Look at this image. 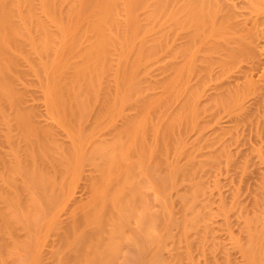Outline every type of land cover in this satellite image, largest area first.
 <instances>
[{"label":"rangeland","instance_id":"1","mask_svg":"<svg viewBox=\"0 0 264 264\" xmlns=\"http://www.w3.org/2000/svg\"><path fill=\"white\" fill-rule=\"evenodd\" d=\"M33 2L37 7V15L54 34L56 33V39L48 56L34 57L40 64L35 68L34 75L31 74L30 65L23 57L21 58V69L29 71L30 74L25 76L26 78L24 77L18 86L24 90V105L32 110L34 122L38 123L37 126L51 128L50 130L54 131L55 139L63 146V150L70 151L71 164L69 163L61 173L52 175L51 180L54 185L53 191L50 190L52 194L48 189L42 193L40 190L32 192L33 189L30 188L29 193L32 192L31 197H34L37 216L31 221L33 223L26 224L27 211L22 208L18 210L17 215L22 221V230L19 229L13 238V242L25 243V248L18 249L19 252L16 250L18 253L8 254L7 257L0 253V262L51 264L53 255L56 254L54 252L62 253L59 247V234L65 227L80 219L83 207L87 203L92 205L94 201L95 195H90L91 190L88 187V183L96 174L95 161L93 162L91 156L92 148L95 145L109 143L114 132L123 125V120L134 114L135 104H139L144 98L154 97V121L160 115L159 101L162 103L170 99L167 114L174 113L186 94L176 95L178 85L171 87L169 91L163 89V85L168 82L171 86L175 83L176 74L172 73V69L175 70L185 62L186 67L191 62L198 69L204 62L203 58L210 55L211 65L208 66L207 74L188 75V86L192 89L199 88L201 91L197 100L199 106H205L215 97L220 87L237 94L238 103L230 110L216 107L200 114V122L206 124L201 129V133L192 130L181 136L179 140L182 139V145L178 143V151L179 148L182 149L175 155L172 153L174 156L168 154L167 160L165 159L166 165L154 168L155 175L148 166L147 172L145 170L138 177L142 185L141 201L139 199V203H136L138 205L134 213H130L132 216L129 214L128 218H125L126 227L122 226L123 229L125 227L124 234L121 232L122 228L120 231L122 241H119L117 254L114 259L112 257L110 264H149L155 255L162 259L163 262L161 261L160 264H172L173 251L186 250L185 243L178 241L180 234L178 223L184 197L196 179L182 176L180 171L189 167V162L186 166V154L192 151L194 144L200 142L197 140L201 138L205 142H211L212 139L215 141H212L215 145L211 150L220 148L221 144L227 147L228 150L226 151L225 148L224 152H228L225 154L229 156V160L223 161L222 158L220 167L202 174V177L197 176L205 184V199L208 200L209 205L206 211L210 212L211 220L209 214L205 213L210 220L209 223L207 222L210 232L208 236L206 235V247L203 248V252L190 250L192 258L190 257L189 262L187 260L188 263L184 261L183 264H249L248 255L242 247L246 242V234L242 232L241 227L246 210H250L249 205L254 196L261 201L264 200V188L261 182L264 179V0H112L117 4L109 15V21L116 26V32L113 34L115 43L108 49L107 63L109 61L111 67H108L111 71L107 69L104 73L101 89L103 92L104 89H110V92L105 90L104 95L100 90V93L104 97L110 96L111 100L106 99L111 101L110 104L113 106L109 108L108 115L105 109L103 110L105 113L102 112L103 107L99 109L100 106H97L104 98L100 99V95V103H96L94 108L85 112L82 122L72 121L69 115L62 111L56 100V91L58 82L62 77L65 79L71 74L70 66L81 62L82 51L87 50L92 42L91 22L97 12L99 1L55 0V18L46 12V9L48 11L46 6H44L45 12L44 9H40L39 0ZM109 24L108 22V28ZM32 33L33 30L30 31L29 36ZM245 42L251 44L250 48V44H246L251 51L237 61L230 62L226 56L227 50L236 49L238 44L242 45ZM151 47H154L155 53L152 57L150 55L148 61L146 60L147 63H143L147 67L143 69L139 65L137 76L132 77L139 86L141 79V89L143 85H145L143 90L147 89V92L143 91L145 94L136 95L140 97L138 100L132 89L130 91L133 87L129 84L130 74L133 73L132 70H134L133 74L137 73L136 68L130 66L136 63L141 49ZM207 50L211 52L207 54ZM128 77H130L129 81H127ZM199 78L203 81L201 84ZM126 90L134 97L132 98ZM130 96L133 103L127 100ZM126 103L130 104L132 112L129 111V105ZM156 103L158 106H155ZM3 112L8 114L6 104ZM231 128H234L237 136L234 131L228 134ZM14 132L12 126L8 128L4 125L0 126V155L12 162L22 160L23 147L16 137L4 139L6 133ZM221 133L224 134L220 135ZM200 134H202L201 138L198 136ZM232 134L236 136L235 139ZM223 135H225L224 139L221 140ZM227 135L229 138L231 135L233 140ZM218 136L221 137L218 138L220 142L214 138ZM199 149L200 152L196 150L198 155L207 151L204 146ZM160 160L162 159L159 156L155 157L154 163ZM172 168H175V172H179L173 175L174 179L172 177L170 182L169 169ZM19 170L23 174L15 176L18 185L29 180L24 172L25 167ZM1 175H4V169L0 165ZM0 183L2 189L11 191L6 183ZM235 199L242 205V215L238 210L231 208ZM132 207L131 209H134ZM261 215L262 222L258 225H261L258 230L264 229V207ZM139 220L144 223H138ZM149 221L153 224H151L153 229L150 226L149 232L146 233L147 230L144 232V229L150 225ZM190 237L193 238V235ZM257 241L259 246H262L260 249L264 250V234ZM64 254L62 253V256ZM225 256L228 260L227 258L225 260Z\"/></svg>","mask_w":264,"mask_h":264},{"label":"bare ground","instance_id":"2","mask_svg":"<svg viewBox=\"0 0 264 264\" xmlns=\"http://www.w3.org/2000/svg\"><path fill=\"white\" fill-rule=\"evenodd\" d=\"M98 1V3L96 2L98 6L96 9L97 12L91 22L92 42L87 50L84 49L82 51L81 62L70 66L72 70V72H70L71 74L65 79L62 77L61 81L58 82L56 91L58 106L63 112L69 115L72 121L76 122H82L85 118V112L87 113V110L90 111V108H94L96 103H100V99L105 95L104 92L108 90L104 89V92L101 90L102 77L104 73L107 72V69H109L108 66H110L108 64L109 61L107 63L108 49L115 43V38H113L115 36L113 34L116 32V26L109 21V15L114 7L116 8L117 4H115L116 2L113 3L112 0ZM39 2H41L40 4L42 5V7L41 5L39 6L40 9H44L43 12H45L44 6H46L48 8L46 12L52 14L53 18L56 17L54 7L55 0H44L43 2L39 0ZM36 10L37 7L33 0H0V126L4 125L7 128L12 126L15 130L14 133H6L4 137L5 140L16 137L23 144L22 160L12 162L0 155V165L4 169V175L0 176V182L6 183L8 189L10 187L11 190L8 192V190L2 189V183H0V253L4 254L3 256L6 257L8 254H14L17 251L19 252L20 249L25 248V243L13 242L15 234L22 228V221L17 215L18 210L25 209V211H27V213H25L26 224L33 223L31 221H34L37 216V207L35 208L34 197H31L32 192L40 190L44 193L43 191H47L48 189L51 193L54 189V187L52 188V186H54L52 185L53 180H51L52 175L61 173L66 166H69V163L71 164L70 151L66 148H64L66 149L65 151L63 150V146L55 139V134H53L54 131L50 130L51 128L47 129L37 126L38 123L34 122L32 110L28 107L26 108L24 105V90L19 87V82L30 74L29 71L21 69V58L23 57L30 65L31 74L34 75L36 73L35 68L40 66L34 57L42 55L48 56L52 47H54L53 45L56 39V33L54 34L52 30H50L48 25L37 15ZM204 11L205 9L203 12ZM107 21L110 23L109 28L107 27ZM31 30H33V33L29 36ZM247 43L248 42H245L242 45L236 43V45L238 44L235 47L236 49L229 48L226 55L227 59L230 62H235L244 54L249 53L251 50L248 49L247 45L250 43ZM250 47L251 44L249 48ZM209 52L211 51H206L207 54ZM139 53L138 57L136 56L138 59L135 58L137 60H134L136 63L130 66L131 68H136L135 70L137 73L135 72V74H133L134 70L131 69L132 73L129 69L130 73H132L130 74L131 82L129 84L133 86L129 88L130 91L132 89L134 96H141L145 94L144 92L147 90H143L145 85H143L141 89V79L139 81V86L137 81L133 80L132 77L138 74L139 71L137 67H139V65H141L143 69L147 67H145L143 63H147L150 55L152 57L153 53H155L154 47L141 49ZM208 57L206 56L203 58L204 62H202V66L198 69L196 65H193L191 62L187 67L185 62L182 66H177L175 70L172 69V73L176 74L175 83H171L173 84L172 86L169 85V82L167 83V81H169L168 79L166 81L167 84L163 85V89L169 91L171 87L178 85L179 87L176 91V95L186 94L174 113L167 114L170 99H166L167 101L164 100L165 102L162 103L159 101V106L158 103H156L155 106L160 108V115L156 121H154V97L144 98L139 104H135L134 114L127 117V119L125 117L126 120H123V125L121 124L122 126L114 132L109 143L105 142V144L107 143L106 145H103V143L95 145L92 148L91 156H93V162L95 161L94 167L96 171L94 170V172L96 174L94 173L95 177H92V179H94H91L92 181L88 183V187L89 190H91L90 195H95H93L94 201H91L92 205H90V203L88 205L87 203L88 206L85 205L86 207H83L80 219L65 227L59 234V247L62 253L65 254L62 256L61 252H54L56 254L53 253L51 264H110L112 257L114 259V256L117 254L119 241H122L120 239V231L123 225L126 227L127 223L125 224L124 222L127 220L125 221V218L127 219L130 213H134L135 207L138 205L136 203L141 201L142 192L140 191L142 185L138 177L148 166L151 168V173L153 172L155 175L154 168L166 165L168 154L170 155L173 153L175 155V153H178L182 149L181 147L178 151V143L182 145V139L179 140L181 136L183 137L184 134L192 130L201 133V129L206 126V124L200 122V114L216 107L223 110H230L237 105V94L231 93L225 87H220L215 97L211 98L205 106H199L197 100L201 95V91L199 88L192 89L188 86V75L194 73H196V76L197 73L200 75L201 73H203L202 75L207 74L209 72L208 66L211 65L210 57ZM109 70L111 71V69ZM61 76H63V74ZM129 78L130 77L127 78V81H129ZM137 78L139 79L140 77ZM201 81L202 79H200L199 84H201ZM129 84H127V86H129ZM200 86L202 87L203 85ZM100 90L104 95L100 93ZM108 91L110 92V89ZM108 93H106V95ZM130 95L132 96V94ZM131 96L127 99L130 102L132 101ZM134 96H132V98ZM138 96L135 98L139 100L140 97ZM104 98L101 99V104H97V106H100L99 109L103 107L101 111L104 112L103 110L105 109L106 115H108L107 112H109V108L113 105L111 106V101H108L110 96ZM4 104H6L8 109L7 115L3 112ZM128 105L130 109V104ZM126 108H128V106ZM131 110L132 109L129 111ZM100 114L102 115V113ZM100 119L101 118H99V120ZM232 131H234V128L229 133L226 132L231 134ZM236 133L237 132L234 131L235 135ZM222 134L224 133L220 135ZM234 134H232V136ZM201 135L202 134L198 135L199 138L202 137ZM224 136L225 135H223L222 138L220 137L221 140L224 139ZM229 136L230 138L227 135L229 139L233 140L231 135ZM236 136H233V138L235 139ZM214 138L218 139L219 136ZM201 139L197 140V142H200L194 144L192 151L186 154V166L189 162V167L183 168L180 171L182 176H186L189 179L195 178L196 182L189 189L188 194L184 197V201L182 200L183 205L180 209V220L178 223L180 234L178 241L183 244L185 243L184 248L186 247V250L184 249L183 252L181 251L182 253L179 252V249H176V252L173 251L174 255L171 258L172 264H183L184 261L187 262L192 256L190 253L193 250H200V252H203V248L206 247V239L210 232V227H208L207 222L209 223L211 217L210 212L208 213V211H206L209 205L208 200L205 199V184L197 176L202 177V174H206L208 171L218 167L220 161L222 163L225 159L229 160V156L225 154L228 152H224L225 148L226 151L228 150L227 147L221 144L223 147L220 146V148L216 150H211L215 145V141L212 139L211 142H205ZM178 140L180 142H178ZM212 141L214 142L212 143ZM202 146H204L207 151L198 155L196 150L198 149V152H200L199 148ZM158 156L162 160L154 163V158ZM222 158H224L223 161L221 160ZM169 166L171 165L169 164ZM24 167L26 169L24 172L30 180L25 182L30 185L25 182L19 185L16 183L15 176L23 174V172H20L19 168ZM169 172V181L171 182L172 177L174 179L173 175H176L179 171L175 172V168H172L169 169ZM261 182H263L262 188H264V179ZM30 188L33 189L31 193H29V191H31ZM51 189L52 191H50ZM236 199L234 200L235 202L233 201L234 203L231 205V208L238 210V213L242 215V205ZM263 201L254 196L249 205L250 210H246L241 227L242 232L246 234V242L242 247L245 254L248 255L247 262L249 264H264V250H262L263 248L260 249L262 246L260 247L257 241V239L264 234L263 228L258 230L261 226L258 225L262 222L261 212L264 206L262 207L261 204ZM131 207L134 209H131ZM205 212L209 214L210 220L208 214ZM130 216H132V214H130ZM142 218L144 219V217ZM147 218L145 219L147 220ZM141 222L144 223V221ZM141 222L139 220L138 223ZM151 224L146 226V228L148 227L147 229L141 224L140 225L145 228L144 232L147 230L146 233H148ZM124 229L122 228V233ZM151 229H153V227ZM189 233L193 235V238L190 237L191 235ZM212 247L214 248V244ZM155 257L153 260L151 259L149 264L161 263L162 259L157 257V255H155ZM226 258L227 256H225V260ZM1 262L0 264H2Z\"/></svg>","mask_w":264,"mask_h":264}]
</instances>
